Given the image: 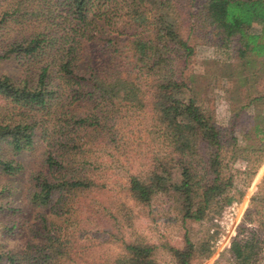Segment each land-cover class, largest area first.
Returning a JSON list of instances; mask_svg holds the SVG:
<instances>
[{
  "label": "trees",
  "instance_id": "1",
  "mask_svg": "<svg viewBox=\"0 0 264 264\" xmlns=\"http://www.w3.org/2000/svg\"><path fill=\"white\" fill-rule=\"evenodd\" d=\"M181 14L213 27L216 43L237 53L235 63L216 61L214 70L205 69L215 72L224 99L239 103L228 95L232 87L245 94L228 135L203 105L194 75L184 71L195 46L182 35ZM255 23L260 31H249ZM7 61L21 73L0 74V174L22 173L18 156L42 142L47 147L26 186L39 213L33 239L23 251H0V264H81L72 257L76 213L88 220L110 215L93 204L108 187L96 177L102 144L124 151L120 122L130 125L131 114L147 107L145 131L154 151L128 183L143 205L173 195L184 220L206 222L245 195L264 161V108L257 107L264 93H248V81L264 72V0H0V62ZM250 106L256 111L240 121ZM238 159L243 169L232 167ZM8 196L3 185L0 215L15 212ZM246 222L256 227L241 228L226 264H264V176ZM213 237L210 227L197 243L187 235L183 247H170L174 264L207 259ZM123 244L110 264H162L156 245L137 238Z\"/></svg>",
  "mask_w": 264,
  "mask_h": 264
},
{
  "label": "rangeland",
  "instance_id": "2",
  "mask_svg": "<svg viewBox=\"0 0 264 264\" xmlns=\"http://www.w3.org/2000/svg\"><path fill=\"white\" fill-rule=\"evenodd\" d=\"M196 9V7H195ZM184 17L182 35L188 37L195 46V54L185 68L187 74H193L196 89L205 98L203 105L214 112L217 124L223 130L224 135L230 134L233 129L232 124L236 118L239 107L245 103V94L232 87L229 96H234L238 104L231 100L224 99L220 90L221 82L213 71L205 73V69H215L216 61H237V53L233 45L221 46L217 41L215 30L211 26L203 27L202 22L192 24L195 17ZM197 21V20H196ZM260 25L255 23L250 28L251 32H259ZM209 61L205 63L204 61ZM258 67L251 68L250 71H257ZM21 70L15 62H0V74L19 75ZM250 83L252 96L255 93H264V72H261L253 83ZM244 87L242 88V90ZM263 102V101H262ZM3 102L0 103V105ZM264 108V102L257 105ZM85 108L79 107L82 112ZM244 114L240 121L247 114L256 111L254 106L244 109ZM134 115V116H133ZM128 119L130 125H123L120 122L119 129L122 140L120 147L124 151L109 148L102 144L100 150V161L96 164L97 179L103 181L108 186L103 193H99L93 204L104 205L108 208L110 215L100 220H88L85 212H78L74 220L72 243L76 248L72 257H81L77 260L81 264H110V262L123 251V241L133 242L135 238L139 241L154 244L157 246L156 253L162 264H174L173 254L170 247H183L185 238L188 235L192 241L199 242L205 237V230L210 227V232L215 233L212 238V254L199 264H226V257H229V248L234 238L242 236L241 228L246 224L248 228H255L256 223L246 222V213L251 207L253 195L258 190V185L264 176V161L257 169L255 176L246 188L245 195L226 205L222 211L213 219L206 222H192L184 220L177 209V204L173 195L160 194L156 196L148 205H143L132 198L128 191L129 175L139 170L142 162H147L150 149L154 151L149 136L145 131L147 122L150 120L149 107L141 112L131 114ZM249 122V121H248ZM139 123V124H138ZM142 123V124H140ZM252 126V127H251ZM241 124L236 126L235 131L242 132ZM251 135L254 136L253 125L250 123ZM247 127L243 131H247ZM262 134H259L257 139ZM241 141V140H240ZM244 145L245 141L240 142ZM249 143H258L250 139ZM46 143L42 142L31 150L22 152L18 159L23 164V172L4 177L0 174V187L6 185L10 191L8 200L15 212L8 215H0V251H23L29 241L33 239V229L38 225V209L28 202L27 181L30 173L39 170ZM102 154V155H101ZM233 168L243 169L245 162L241 159L235 160ZM95 197V196H94ZM101 202V203H100ZM237 202L235 211L229 208ZM232 213V214H231ZM59 225H63V217L48 215ZM97 221L99 223L97 224ZM6 228L12 230L6 231ZM87 260V261H86ZM69 263V262H67ZM72 264V263H69Z\"/></svg>",
  "mask_w": 264,
  "mask_h": 264
},
{
  "label": "built area",
  "instance_id": "3",
  "mask_svg": "<svg viewBox=\"0 0 264 264\" xmlns=\"http://www.w3.org/2000/svg\"><path fill=\"white\" fill-rule=\"evenodd\" d=\"M236 206H237V202L233 203L232 205L229 206V208L233 211H235L236 209ZM232 214V213H231Z\"/></svg>",
  "mask_w": 264,
  "mask_h": 264
}]
</instances>
